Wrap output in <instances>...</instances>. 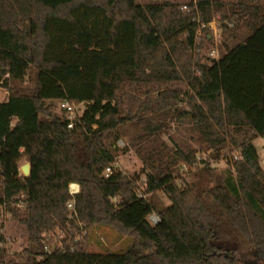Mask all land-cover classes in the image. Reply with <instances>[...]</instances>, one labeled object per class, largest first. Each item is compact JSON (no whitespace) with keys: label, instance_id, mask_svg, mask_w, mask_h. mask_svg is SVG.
Segmentation results:
<instances>
[{"label":"trees","instance_id":"16d2710c","mask_svg":"<svg viewBox=\"0 0 264 264\" xmlns=\"http://www.w3.org/2000/svg\"><path fill=\"white\" fill-rule=\"evenodd\" d=\"M187 5L0 0V88L8 91L0 102V204L27 234L20 261L5 262L0 250V264H264V170L254 145L264 137V0ZM212 12L234 22L221 25L231 33L205 64L190 52ZM241 23L246 34L238 37ZM182 82L189 94L177 88ZM64 101L84 106L72 129L54 111ZM179 103L187 110L176 113ZM168 118H189L210 155L197 160L189 146L162 142ZM126 124L143 134L133 145L144 165L141 197L139 176L114 167L117 129ZM236 150L243 159L227 161ZM22 158L28 177L19 174ZM221 159L227 167L216 175L210 160ZM182 164L188 180L179 177ZM71 184L79 193L69 219ZM158 191L168 206L145 197ZM19 202L22 211L11 208ZM78 224L110 228L149 253L88 252L75 239ZM56 227L71 233L58 245L42 236Z\"/></svg>","mask_w":264,"mask_h":264},{"label":"rangeland","instance_id":"374dc122","mask_svg":"<svg viewBox=\"0 0 264 264\" xmlns=\"http://www.w3.org/2000/svg\"><path fill=\"white\" fill-rule=\"evenodd\" d=\"M140 4L146 3H163V2H171L180 4L182 6H188L187 4L190 3L191 0H136ZM188 11V10H184ZM212 18L210 23L213 24L215 27V31L212 29L207 30H200L197 35V43L195 49L190 52L191 58L193 59H200L203 63L208 64L211 57H209L211 50H216L218 56L220 54V46L222 45L223 41L227 38V36L231 33L223 32L221 25H227L228 28H232L233 26V18L230 17V20H222L220 14H215L212 12ZM196 19L199 21L201 18L197 14ZM235 34L238 37L244 36L246 34V29L244 24H239V26L234 30ZM209 34L211 37V41L206 40V36ZM218 58V57H217ZM217 60V59H216ZM194 70V69H193ZM26 87H29L28 82L25 83ZM177 88L184 94H189L190 91L186 83H179L176 84ZM8 91L5 89L0 88V102H4L7 100ZM83 104L76 106L75 116H80L83 110ZM177 110H187V106L184 103H179L174 111ZM54 111L58 115H65V112L59 109L58 104H54ZM15 120H13V123ZM166 125L164 126L163 130L159 134V138L162 142H164L169 147H172V142L176 141L179 144L187 145L191 149L195 150L197 156H205L208 154L204 144L198 141L196 133L193 131L192 125L189 121V118H186L182 121L179 120H171L168 118L166 121ZM117 133L119 135V140L117 141L116 145L117 148L114 151L115 156V164L114 167L120 171L123 175L132 176L138 175L139 181L137 183L138 186V194L143 195L144 193V185H145V176H144V165L139 157L136 155L133 145L141 142L143 138V134L141 128L134 125V124H126L123 127L117 129ZM255 147L258 152L259 162L262 166V160L264 159V137L259 138L254 141ZM234 153V152H233ZM227 161L230 159L229 156L231 154L226 155ZM211 161V160H210ZM25 164V159L22 158L18 162L19 167V174L23 177L21 172V167ZM212 168L215 169V174H219L223 171L227 165L226 161L221 159L218 162H214L210 164ZM264 170V169H263ZM191 175L190 173H186L185 171L181 170L179 177L183 180H188ZM180 183V180H178ZM1 188H0V198H1ZM145 197L149 198L150 202L155 205L157 209L168 206L170 204L168 198L161 192H155L153 195ZM11 208L18 209V211H22L23 206L21 203H17L13 205ZM68 210V209H67ZM69 211V210H68ZM70 214V212H69ZM158 215L153 212L148 217V221L150 224L152 223L151 217ZM81 227H83L81 225ZM70 228V227H69ZM68 227L65 229L55 228L51 232L44 233L42 236L46 240L51 241L52 244H59V241L63 239L65 236L67 238L71 237V233L67 232ZM76 240L82 242V248L88 252L92 253H107V252H125L131 251L132 253L136 254H147L149 251L144 248L143 244L137 240H134L127 236H121L116 233L114 230L110 228H105L101 226H92L90 228H86L79 230L75 236ZM27 234L25 227L13 217L12 213L8 212L7 208L4 205L0 204V250L2 251V257L5 262H19L20 254L26 247H27ZM48 247V246H47ZM45 251H50L51 247L49 246Z\"/></svg>","mask_w":264,"mask_h":264},{"label":"built area","instance_id":"2783aa9c","mask_svg":"<svg viewBox=\"0 0 264 264\" xmlns=\"http://www.w3.org/2000/svg\"><path fill=\"white\" fill-rule=\"evenodd\" d=\"M183 9L184 10H188L187 9V6H183ZM199 23V21H197ZM204 28H208V29H212L213 31H215V27L213 26V24L211 23H208V24H198V31L199 32L200 30L204 29ZM198 35V33H197ZM196 35V37H197ZM209 57L212 58V60H216L217 57H218V53L216 50H211L210 51V54H209ZM58 106H59V109L63 112H65L67 118H68V121H69V124H68V129H72L74 127V121L78 118L77 116H75V111H76V104L74 102H68V101H64V102H60L58 103ZM210 155V152L208 151V154L207 155H203V156H197V160H200V159H205L207 158L208 156ZM231 157V160L232 161H239V160H242L243 157H242V154L239 150H236L234 153H232V155L230 156ZM215 161L211 160L210 161V164L214 163ZM181 170L182 171H185L186 173H188V170H187V167L182 164L181 165ZM110 168H107L104 172L105 176H108L110 174ZM72 185H76V184H71L68 188V193L69 195L71 196V200L67 203L66 207L67 209L69 210L70 214L68 216L69 219L72 218L73 216V212H74V202H73V198L76 194L79 193V186H77V189L76 190H73L72 189ZM139 196L141 197L142 195L139 194ZM151 221H152V225H156L158 222H159V218L156 217V216H152L151 217ZM79 225V228L80 230H82L83 227H81V224H78ZM46 249L48 247H45Z\"/></svg>","mask_w":264,"mask_h":264},{"label":"water","instance_id":"95a60500","mask_svg":"<svg viewBox=\"0 0 264 264\" xmlns=\"http://www.w3.org/2000/svg\"><path fill=\"white\" fill-rule=\"evenodd\" d=\"M262 166L264 169V159L262 160ZM21 172L23 174V177H28L30 174V165L29 164H25L21 167Z\"/></svg>","mask_w":264,"mask_h":264},{"label":"bare ground","instance_id":"6f19581e","mask_svg":"<svg viewBox=\"0 0 264 264\" xmlns=\"http://www.w3.org/2000/svg\"><path fill=\"white\" fill-rule=\"evenodd\" d=\"M72 189L73 190H76L77 189V186L76 185H72Z\"/></svg>","mask_w":264,"mask_h":264},{"label":"crops","instance_id":"0c3cea01","mask_svg":"<svg viewBox=\"0 0 264 264\" xmlns=\"http://www.w3.org/2000/svg\"><path fill=\"white\" fill-rule=\"evenodd\" d=\"M255 145V144H254Z\"/></svg>","mask_w":264,"mask_h":264}]
</instances>
